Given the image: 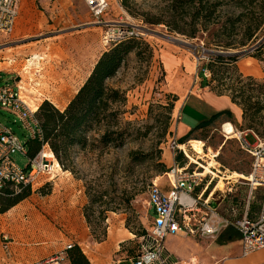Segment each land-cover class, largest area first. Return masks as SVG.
<instances>
[{"label":"rangeland","instance_id":"rangeland-1","mask_svg":"<svg viewBox=\"0 0 264 264\" xmlns=\"http://www.w3.org/2000/svg\"><path fill=\"white\" fill-rule=\"evenodd\" d=\"M108 1L107 13L114 11L113 20L127 19L143 28L146 33L143 41L151 51L150 58L148 52L143 51L141 60L130 55L108 82L109 87L119 89L125 97L120 109L123 145L118 149H102L93 143L85 150L74 148L66 164L68 169H62L66 174L57 171L51 183L41 186L44 187L42 190L34 186L27 199L0 214V247L2 242L4 247L9 243L4 249L5 255L0 248V264H30L53 257L69 245L77 246L88 257L93 253L104 261L134 257L140 251L139 237L129 232L125 223L128 219L131 228H139L145 233L152 224L148 193L153 181L161 182L160 192L167 195L170 186L164 174L172 162L169 142L174 137L179 119L180 125L190 124L188 113L179 112L183 98L200 87L233 104L231 100L241 85L250 82L254 89L252 96L258 95L262 102L264 65L258 48L254 46L264 23L244 48L221 51L208 41L206 34L199 33L196 38L187 39L170 33L164 25L144 23L142 15H159L166 0H128L130 13L121 6L122 0ZM252 10L258 12L255 7ZM102 34L82 0H22L14 33L9 36L0 34V62L8 57L21 63L14 69L19 71L21 66L26 89L23 95L31 100L54 93L58 81L64 78L72 77L73 91L84 82L99 56L112 46L102 45ZM235 39L239 41L240 36ZM200 45L209 50L212 57L209 62H200L197 66L195 57L201 54ZM214 55L223 57V64L214 62ZM228 55L236 56L237 61L227 63ZM36 56L40 59L33 61ZM209 64L213 65L210 70ZM204 65L210 74L208 79L199 75ZM241 67L247 71L241 72ZM237 80L242 82L237 83ZM172 97L176 101L173 102ZM240 99L235 98L232 117H223L209 129L196 130L184 143L188 159L183 157L182 165L179 163L202 175L196 193L212 178L205 195L211 194L220 212L238 217L244 212L249 189L232 181H238L239 177L235 175L248 177L251 158L237 138L225 140L220 125L228 121L236 134L246 133L249 145L255 142L250 134L264 140V112L261 111L258 121L248 128V119L242 118ZM237 112L238 116L235 115ZM0 121L9 126L21 142L29 140L28 133L14 116L0 111ZM191 126L195 128V121ZM196 148H200L203 154H198ZM215 153L214 164L209 167ZM11 158L20 169L28 165L27 157L21 153H14ZM159 164L164 166L162 174L157 172ZM233 183L235 189L230 188ZM86 191L101 200L88 209ZM259 196L260 190L252 192L249 214L258 210ZM105 205L112 211L102 213ZM86 216L90 223H87ZM109 226L117 237L111 243L107 242ZM124 228L133 238L119 244L118 236ZM93 230L99 237L104 235L102 242L93 239ZM19 232L28 237H18ZM227 263L264 264V250L245 258L235 257ZM65 264H69L68 261Z\"/></svg>","mask_w":264,"mask_h":264},{"label":"built area","instance_id":"built-area-1","mask_svg":"<svg viewBox=\"0 0 264 264\" xmlns=\"http://www.w3.org/2000/svg\"><path fill=\"white\" fill-rule=\"evenodd\" d=\"M89 8L91 16L96 24L102 28V45H114L129 39L144 40L145 31L138 24L130 20L104 19L108 11L105 0H82ZM19 0H0V34L8 35L13 30L17 16ZM129 18L128 16H126ZM262 63L264 65V29L256 41ZM201 56L195 57L199 66L200 62H209L211 52L199 46ZM199 75L208 79L209 72L205 65L199 70ZM0 110L13 115L21 127L28 133L29 139L41 141V133L38 122L28 105L22 100L16 85L0 87ZM179 119V115L177 117ZM254 146L245 142L243 133H238L237 139L243 150L251 158V171L242 181L233 180L237 185L243 184L248 187L249 195L245 203V209L241 216L226 215L219 211L213 203L211 194L205 195L208 185L199 193L196 189L201 184L202 175L188 170V166H180L175 160L176 153L188 159L185 144L179 143L175 136L170 140L168 150L172 157V164L164 174L170 186L167 195L160 192L156 181H153L148 193V207L154 212L152 224L144 235L139 237L140 251L133 264H175L182 262L171 258L166 254L163 242L168 236L199 237L207 240L216 239L225 229L231 228L239 235L241 256L247 257L260 250H264V140L257 136ZM21 153L26 156V147L20 142L15 134L6 126L0 124V191L8 190L12 194L19 193L21 188L31 189L41 187L53 181L57 171L61 167L55 161L48 146L42 144L41 150L28 160L24 169L18 168L11 156ZM215 153L212 156L214 159ZM235 187L234 183L230 188ZM260 190L258 212L249 215L250 197L253 191ZM6 240V238L4 239ZM73 246L69 245L63 252L57 255L30 264H65L67 251ZM182 264H197L193 259Z\"/></svg>","mask_w":264,"mask_h":264},{"label":"trees","instance_id":"trees-1","mask_svg":"<svg viewBox=\"0 0 264 264\" xmlns=\"http://www.w3.org/2000/svg\"><path fill=\"white\" fill-rule=\"evenodd\" d=\"M121 6L127 12H131L128 0H122ZM252 7L257 8L258 12H254ZM142 18L144 23L164 25L170 33L179 34L187 39H194L199 33L206 34L208 41L216 49L229 51L244 48L252 42L264 23V0H166L159 15L145 14L142 15ZM238 36L240 39L236 41L235 38ZM143 51L148 52V58L151 57L148 45L139 39H129L109 46L99 56L82 85L62 111L56 109L49 101L44 100L34 112L41 133V141L29 139L24 143L27 147V159H32L41 150L42 144H46L61 169L67 170L66 164L74 148L85 150L93 143L102 149L120 148L124 142L120 109L124 104L125 97L119 89L109 87L108 82L117 75L130 55L141 60ZM214 58V62L223 64V57L214 55ZM226 59L227 63L237 61V57L233 55H228ZM212 66L208 65L209 70L212 69ZM241 82V80H237V83ZM199 86L202 87V84ZM251 86L250 82L241 85L238 93L231 100L235 104V98H241L239 105L242 108V118L248 119V128L256 123L258 114L261 111L264 112V95L262 102L258 95L252 96L251 93L254 92V89ZM234 92L237 91L234 90ZM172 101H176V98L172 97ZM205 127L200 126L198 129L202 131L206 129ZM194 132L196 130L188 133L179 142L182 144L190 140ZM133 156L131 155V157ZM182 159L180 154L175 156V160L180 165H182ZM157 172L158 174L164 173V166L159 164ZM31 191L30 187L21 188L17 194L1 190L0 214L6 213L27 199L31 195ZM86 194L89 198L87 209L101 201L100 197H96L88 191ZM107 211L112 210L108 205H105L102 213ZM153 214L154 212L151 210V217ZM86 221L90 223L87 216ZM125 228L136 237L144 235V232L139 228H131L128 219ZM91 234L96 242L103 241L104 235L99 237L94 230ZM67 261L69 264H90L77 246H73L67 251Z\"/></svg>","mask_w":264,"mask_h":264},{"label":"crops","instance_id":"crops-1","mask_svg":"<svg viewBox=\"0 0 264 264\" xmlns=\"http://www.w3.org/2000/svg\"><path fill=\"white\" fill-rule=\"evenodd\" d=\"M49 1L54 2V0H49ZM105 1L109 3L108 0ZM21 3L22 0H19L18 8H17V16L14 21L12 32L8 35H3V36H9L14 33L17 26V20L20 14ZM51 10L54 11L53 8ZM113 12L106 13L104 19L111 20L112 18H114L115 16ZM98 27L99 29H101L102 32V28L100 26ZM2 59H3L2 62H0V87L4 86L5 84L16 85L22 100L34 112L37 110L38 106L44 100L49 101L56 109L62 111L66 107L68 102L72 99V97L75 95L79 87L82 85L81 84L80 86L76 87L73 91H71L72 77H69L68 79L64 78L60 80L61 82L58 81L54 93L44 96L43 99L38 98L37 100H35L33 98L34 100H31L27 96L25 97L23 95V92H25L26 89H25L22 73L20 72L21 66L19 71L17 69L16 70L14 69L17 66V64H21V63L15 61V59L13 58L10 59L8 57L7 58L4 57ZM28 61L29 60H27V62ZM22 70L25 71L26 69H22ZM35 85L37 86L38 84L35 83ZM33 92L36 91L33 90ZM179 108H180L179 109L180 113H184V112L188 113V117H190L189 120L190 124L181 123L182 125H180L179 122L181 119H179V122L176 124L175 133H174V136L178 142L181 139L185 138L188 135V133H190L191 131L200 130L198 129L200 126H206L205 128L209 129L214 122L223 119V117H226L228 119L229 118L228 116L230 115L232 117V114L234 113L232 109L233 104H231V102L228 99L222 97H216L201 88H197L189 92V94H187L183 98ZM179 112L178 115H180ZM235 115L238 116V112ZM192 121L193 122L195 121V125H196L195 128L191 126ZM0 124L8 127L12 131V129L9 126L3 124L1 121ZM225 125H231V124L228 121L222 122L220 125L221 131H223ZM246 135H247L246 133H243L244 139L246 138ZM250 135L253 137L252 134ZM186 142L187 141H185L184 143ZM254 144L255 142L251 146H254ZM156 184L160 188L161 182L159 183L158 181H156ZM233 188L235 189L236 187H232L231 189ZM257 212L258 210H253L249 215L253 216ZM151 218H153V216ZM107 222H109V218L107 219ZM111 228L112 227L109 226L107 231V242L109 241L110 243L116 237L114 230H113V235H110L109 231ZM120 234L121 235L118 236V238L120 239L118 240L119 244L125 242L126 240H129L130 238H133V237H128L127 234H129V232L125 228ZM3 245L4 243L2 242L1 243L2 248L1 247L0 248H1V253L5 255L4 249L8 248L9 243H7L6 244L7 246L5 247ZM163 247L166 254L171 258L170 259L171 262H173L174 258H176L178 259L179 262L181 261L182 263L188 262L191 259H193L197 264H226L228 260L233 259L235 257L245 258L241 256V245L239 242V235L235 230L231 228L225 229L214 240H207L192 236L190 237H182L178 235L168 236L163 242ZM84 256L87 258L90 264H133V260L137 258L138 254L132 258H127L126 260H116V261H113L112 259H109L108 261H104L103 259H101L100 256L94 255L93 253H91L89 257L86 254ZM175 264H179V263H175Z\"/></svg>","mask_w":264,"mask_h":264},{"label":"bare ground","instance_id":"bare-ground-1","mask_svg":"<svg viewBox=\"0 0 264 264\" xmlns=\"http://www.w3.org/2000/svg\"><path fill=\"white\" fill-rule=\"evenodd\" d=\"M38 59H40V58L37 57V56L32 58L33 61L38 60ZM30 64H32V62H31ZM30 64H29V65H30ZM245 67L247 68V66H245ZM240 70H241V72H242V71H243V72L247 71L246 69L243 70V67H241ZM222 134H224L226 140H229V139H233V138H237V137H238V134L235 133V131H234V129H233V127H232L231 125H225V126H224V129H223V131H222ZM196 151H197V153L200 154V155L203 154V152H202V150H201L200 148H196ZM206 156H207V155H206ZM206 156H204V157H206ZM213 164H214V161H213V159H212L211 163H209V167H212ZM66 173H67V172H63L62 169H61V174H62V175H63V174H66ZM235 176H236V177H239V179L242 178L241 175H240V176L235 175ZM157 179H158V178H157ZM219 183H220V182H219ZM109 233H110V235H113V229H112V228L110 229ZM16 235H17L18 237H21V238H23V237H28V236H26L25 234H23L22 232H19V233H17ZM127 235H128V237H133L130 233L127 234Z\"/></svg>","mask_w":264,"mask_h":264}]
</instances>
